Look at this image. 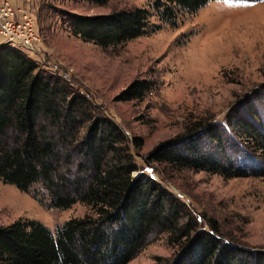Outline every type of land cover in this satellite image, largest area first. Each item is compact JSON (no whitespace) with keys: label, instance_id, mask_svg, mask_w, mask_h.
Listing matches in <instances>:
<instances>
[{"label":"trees","instance_id":"1","mask_svg":"<svg viewBox=\"0 0 264 264\" xmlns=\"http://www.w3.org/2000/svg\"><path fill=\"white\" fill-rule=\"evenodd\" d=\"M210 1L153 0L152 10L69 12L68 24L73 35L108 48L162 24L176 25L180 13H195ZM153 86L136 79L120 97L142 98ZM250 113L241 115L234 105L227 125L195 121L156 145L146 160L226 177H264V120ZM143 144L65 77L42 68L25 50L1 45L0 180L23 192L40 186L51 208L80 202L90 212L54 229L36 219L0 225V264H127L163 233L179 247L168 264H264V249L227 241L215 219L200 222L162 182L145 172L135 176L132 146ZM255 155L258 166L242 163Z\"/></svg>","mask_w":264,"mask_h":264},{"label":"rangeland","instance_id":"2","mask_svg":"<svg viewBox=\"0 0 264 264\" xmlns=\"http://www.w3.org/2000/svg\"><path fill=\"white\" fill-rule=\"evenodd\" d=\"M152 3L46 0L34 12L43 40L40 50L30 56L86 93L130 139H143L140 149L132 146L139 166L135 176L145 172L162 182L200 222L215 219L227 241L264 249V177H226L146 160L156 145L195 121L227 125V114L234 105L240 107L241 115L254 110V119L264 120V0H212L195 13H180L176 25L162 24L153 32L108 48L82 40L69 28V12L152 10ZM153 20L160 23L156 17ZM136 79L152 81L154 86L142 98L122 99L121 92ZM256 157L241 161L258 166ZM36 193L42 202L34 197ZM48 203L38 185L23 192L0 180V225L36 219L54 229L90 212L80 202L67 209L51 208ZM178 251L167 233L156 234L127 264H168Z\"/></svg>","mask_w":264,"mask_h":264},{"label":"built area","instance_id":"3","mask_svg":"<svg viewBox=\"0 0 264 264\" xmlns=\"http://www.w3.org/2000/svg\"><path fill=\"white\" fill-rule=\"evenodd\" d=\"M0 35L29 54L37 53L43 40L34 11L15 7L10 0H0Z\"/></svg>","mask_w":264,"mask_h":264},{"label":"crops","instance_id":"4","mask_svg":"<svg viewBox=\"0 0 264 264\" xmlns=\"http://www.w3.org/2000/svg\"><path fill=\"white\" fill-rule=\"evenodd\" d=\"M15 7L31 9L34 12L40 11L42 4L46 0H10ZM5 43L4 38L0 35V46Z\"/></svg>","mask_w":264,"mask_h":264},{"label":"water","instance_id":"5","mask_svg":"<svg viewBox=\"0 0 264 264\" xmlns=\"http://www.w3.org/2000/svg\"><path fill=\"white\" fill-rule=\"evenodd\" d=\"M138 175V174H137Z\"/></svg>","mask_w":264,"mask_h":264}]
</instances>
